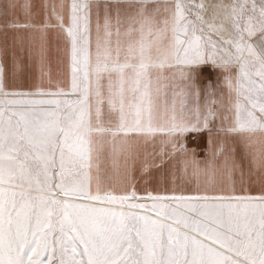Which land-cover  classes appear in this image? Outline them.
<instances>
[{
    "label": "snow or ice",
    "instance_id": "6c2138e0",
    "mask_svg": "<svg viewBox=\"0 0 264 264\" xmlns=\"http://www.w3.org/2000/svg\"><path fill=\"white\" fill-rule=\"evenodd\" d=\"M0 33V264H264V0H0Z\"/></svg>",
    "mask_w": 264,
    "mask_h": 264
},
{
    "label": "crops",
    "instance_id": "0c3cea01",
    "mask_svg": "<svg viewBox=\"0 0 264 264\" xmlns=\"http://www.w3.org/2000/svg\"><path fill=\"white\" fill-rule=\"evenodd\" d=\"M2 39H3V35L2 33H0V40ZM208 138H209L208 134L203 131L199 133H191L188 136L189 149L190 150L195 149L197 152L206 150L208 147Z\"/></svg>",
    "mask_w": 264,
    "mask_h": 264
},
{
    "label": "rangeland",
    "instance_id": "374dc122",
    "mask_svg": "<svg viewBox=\"0 0 264 264\" xmlns=\"http://www.w3.org/2000/svg\"><path fill=\"white\" fill-rule=\"evenodd\" d=\"M65 2H67V0H65Z\"/></svg>",
    "mask_w": 264,
    "mask_h": 264
}]
</instances>
